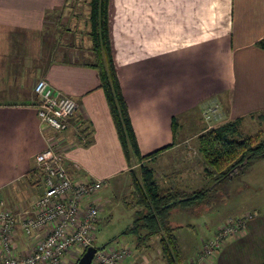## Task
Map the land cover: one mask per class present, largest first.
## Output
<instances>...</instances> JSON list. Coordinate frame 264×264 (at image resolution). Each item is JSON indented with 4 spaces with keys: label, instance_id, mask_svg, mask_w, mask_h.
<instances>
[{
    "label": "crops",
    "instance_id": "0c3cea01",
    "mask_svg": "<svg viewBox=\"0 0 264 264\" xmlns=\"http://www.w3.org/2000/svg\"><path fill=\"white\" fill-rule=\"evenodd\" d=\"M65 3L0 0V197L6 205L22 203L42 192L35 155L48 142L64 151L63 164L72 177L103 180L100 199L101 191L108 186L115 189L116 178L125 176L130 168L99 74L89 64L90 40L87 38L88 55L73 48L78 35L62 42L59 9ZM109 34L143 156L137 164L151 167L158 184H166L164 174L171 173L177 177L168 187L180 188L179 176L189 171L183 166L193 157H189L193 154L190 140L197 131L264 111V49L257 45L264 37V0H109ZM39 79L79 104L63 131H55L38 118L33 86ZM209 104L216 105L219 120L203 127L206 121L201 112ZM261 160L264 155L255 162ZM225 180L215 183L214 189L225 186ZM212 199L215 204L216 198ZM263 200L261 205L258 201L247 204L255 217L246 223L244 234L228 240L212 264L262 261ZM203 204L206 202L187 209L203 215ZM229 211L234 215L241 212ZM225 214H208L203 223L184 221L179 213L174 214V225L184 221L180 223L196 233L184 237L179 236L182 229L176 233L182 264H189L202 239L214 233ZM154 237L149 247L131 255L127 263L157 264L151 252L159 237Z\"/></svg>",
    "mask_w": 264,
    "mask_h": 264
},
{
    "label": "built area",
    "instance_id": "2783aa9c",
    "mask_svg": "<svg viewBox=\"0 0 264 264\" xmlns=\"http://www.w3.org/2000/svg\"><path fill=\"white\" fill-rule=\"evenodd\" d=\"M33 91L40 121L63 131L78 112L77 100L44 79L35 82ZM63 159L60 146L48 142L35 155L42 192L13 206L0 197V264H75L82 251L93 245L103 180L72 177ZM243 223L238 219L221 225L192 264L206 262L204 257L220 249L224 237L235 234ZM131 255L130 247L122 244L96 247L90 264H128Z\"/></svg>",
    "mask_w": 264,
    "mask_h": 264
},
{
    "label": "trees",
    "instance_id": "16d2710c",
    "mask_svg": "<svg viewBox=\"0 0 264 264\" xmlns=\"http://www.w3.org/2000/svg\"><path fill=\"white\" fill-rule=\"evenodd\" d=\"M88 3L89 29L86 34L92 54L89 64L99 74L100 86L105 93L122 150L130 166V188L135 194L134 201L141 206L135 211L132 222L124 232L135 236L136 250L149 247L152 237L158 236L166 264H179L183 261V254L176 233L181 226L172 223L173 209L177 206L189 207L199 202H210L215 183L242 172L252 160L264 155V138L243 136L240 129L241 117L225 121L201 132L197 137L198 151L208 165L206 171L209 180L205 186L187 192L181 188L159 185L151 167L145 163L137 164L143 156L140 155L113 59L109 34V0H89ZM257 45L264 49V37L257 41ZM136 165L137 173L133 170Z\"/></svg>",
    "mask_w": 264,
    "mask_h": 264
},
{
    "label": "rangeland",
    "instance_id": "374dc122",
    "mask_svg": "<svg viewBox=\"0 0 264 264\" xmlns=\"http://www.w3.org/2000/svg\"><path fill=\"white\" fill-rule=\"evenodd\" d=\"M88 1L89 0H66V3L62 6V8L59 9L61 15L59 18V22L61 25L59 29L62 30V42H69L72 34L78 35L76 36L77 41L73 40L75 41L73 48L75 50L77 49L78 53L80 54L83 52L84 55H88L87 50L89 43L87 39L88 37L86 36V33L89 29L88 16L90 8ZM68 27H70V29ZM80 33L82 35L79 37ZM85 37L86 39H84ZM215 111V104H209L205 107V109L202 110V117L204 121H206L205 125H202L203 127L211 121L219 120V116ZM240 129L243 136H249L252 139L264 138V111L259 114L248 115L246 118L242 119L240 123ZM199 134V131H197V134H194L195 136L190 140L193 154L190 153L191 156L189 157H195L189 158L190 162H187L183 166L184 168H188L189 171L184 172L183 176H179L178 184H181H179V187L187 192L200 189L202 184L205 186V184L209 180L206 171V168L208 169V165L203 156L198 151L197 137ZM257 159L252 160V162H250L242 172L235 175L233 174L234 178L230 182L229 180H225L228 181L226 182L227 184L225 186L224 184H222L220 185V189L214 190L216 192V195L214 196L216 198L215 204L211 203L213 200L212 198L214 197H210V202L203 204V209L201 210V213L203 215L197 216L194 212H192V209L188 210L187 207L177 206L176 208H174L176 209L175 211L173 209L172 217L175 218L174 214L179 213V215L184 218V221L187 220L189 222H194V220H196L199 223H203V217H207L208 214L209 217H212L221 215L223 213H226V216L222 221H220L221 225H223L227 221L230 223H236L238 219H243V226L238 229L237 232H235V234H233L232 236L227 235L226 237H224V241L220 246V249L216 250L214 254L212 253L210 257L205 256L204 258L208 259H206V262L204 261L203 264H212L213 260L218 255V252L225 246L226 243H228V240L230 238L238 237L239 235L244 234L246 223L250 219L255 217L254 210L250 209L247 204H251L253 206V204L258 201L259 205H261L260 200L262 198L264 199V160H261L262 162H255ZM133 170H135V172L137 173L138 166H133ZM126 175H120L116 178L115 184H112L115 189L113 187L111 189V187L108 186V190L106 188H104L106 190L103 189L104 193L103 190L101 191L99 220L97 221L94 232L95 240L93 242V245L95 247H107L110 245L122 244L130 247L132 255H139V253L142 251L136 250L134 248L135 236L133 234L124 232L126 227L132 222V219L135 216V211L141 207L140 205L136 204L137 202L134 201L135 194L130 188L131 173H129V169L126 172ZM164 176L166 177V184L159 182L160 184H164V187H168V185L171 184V179H175L174 177H177V175H173L171 173H169L168 175L164 174ZM106 192L109 196H107ZM237 209H239V211L241 212L235 215L229 213V210L232 211ZM175 219L174 221H176ZM184 221L175 222L177 223V225L181 226L179 229H182L179 232V236H196L195 232H190L187 228H185L186 225H182L180 223H184ZM220 226L215 229L214 233L212 232L209 238L204 240L202 239L201 247L195 251L194 255H192L189 264H192V262L196 259L197 255L201 251L203 244H205V242H207L208 240L215 238L217 230L220 228ZM200 237H197L198 241H200ZM153 239H156V237H153ZM157 242L158 240H155V243L153 244L156 245ZM183 242L184 241H181V243ZM157 248L158 252L156 251ZM154 249L155 250L151 252V254L154 255V261L157 264H164L162 262H165V260L162 256L159 242L158 245L154 247ZM141 260L145 261V257L141 258ZM261 260L262 261H260V263L258 264H264V257L261 258ZM182 263L183 261L179 264Z\"/></svg>",
    "mask_w": 264,
    "mask_h": 264
},
{
    "label": "water",
    "instance_id": "95a60500",
    "mask_svg": "<svg viewBox=\"0 0 264 264\" xmlns=\"http://www.w3.org/2000/svg\"><path fill=\"white\" fill-rule=\"evenodd\" d=\"M95 251H96V247L94 245H90L86 247L83 253L77 259L75 264H90Z\"/></svg>",
    "mask_w": 264,
    "mask_h": 264
}]
</instances>
